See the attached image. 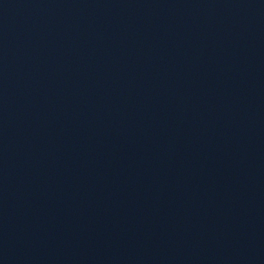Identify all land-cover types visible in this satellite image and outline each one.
I'll use <instances>...</instances> for the list:
<instances>
[{
  "label": "water",
  "instance_id": "1",
  "mask_svg": "<svg viewBox=\"0 0 264 264\" xmlns=\"http://www.w3.org/2000/svg\"><path fill=\"white\" fill-rule=\"evenodd\" d=\"M0 264H264V0H0Z\"/></svg>",
  "mask_w": 264,
  "mask_h": 264
}]
</instances>
